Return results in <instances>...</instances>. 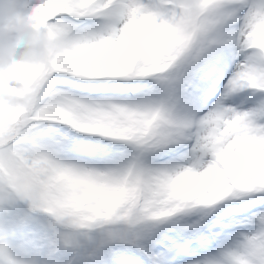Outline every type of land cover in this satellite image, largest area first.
<instances>
[{"label": "snow or ice", "instance_id": "snow-or-ice-1", "mask_svg": "<svg viewBox=\"0 0 264 264\" xmlns=\"http://www.w3.org/2000/svg\"><path fill=\"white\" fill-rule=\"evenodd\" d=\"M0 67V264H264V0H33ZM38 81H42L36 87Z\"/></svg>", "mask_w": 264, "mask_h": 264}, {"label": "clouds", "instance_id": "clouds-1", "mask_svg": "<svg viewBox=\"0 0 264 264\" xmlns=\"http://www.w3.org/2000/svg\"><path fill=\"white\" fill-rule=\"evenodd\" d=\"M31 6L32 0H0V67L13 62L39 67L47 62L54 45L46 33L32 27ZM30 99L0 95V102L12 107L27 105Z\"/></svg>", "mask_w": 264, "mask_h": 264}, {"label": "rangeland", "instance_id": "rangeland-1", "mask_svg": "<svg viewBox=\"0 0 264 264\" xmlns=\"http://www.w3.org/2000/svg\"><path fill=\"white\" fill-rule=\"evenodd\" d=\"M32 2H33V0H32Z\"/></svg>", "mask_w": 264, "mask_h": 264}]
</instances>
